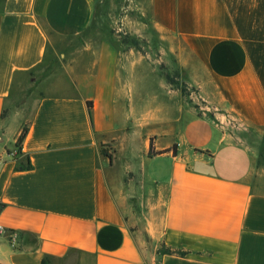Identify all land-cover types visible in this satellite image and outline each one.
I'll return each mask as SVG.
<instances>
[{"label":"crops","instance_id":"1","mask_svg":"<svg viewBox=\"0 0 264 264\" xmlns=\"http://www.w3.org/2000/svg\"><path fill=\"white\" fill-rule=\"evenodd\" d=\"M0 219V264H264V0H0Z\"/></svg>","mask_w":264,"mask_h":264},{"label":"rangeland","instance_id":"2","mask_svg":"<svg viewBox=\"0 0 264 264\" xmlns=\"http://www.w3.org/2000/svg\"><path fill=\"white\" fill-rule=\"evenodd\" d=\"M124 39L128 40L130 42H133L135 44H137L138 46L142 47L143 50L145 51H149L150 56L153 58L154 61H156V65L151 68V70L148 71L149 73V79L148 81L144 82L143 84L146 87H150L151 85L155 86L158 89V95L160 98L166 97L167 92L164 88H162L161 83L164 81V79H166V76H169V78L171 79L172 83H170L172 86H174L175 88L180 89V91H182L184 94H186V98L190 99L191 101L194 100V95L192 93V89L191 87L188 85V83L183 81V78L180 74V72H178L177 70L173 69L171 67V65L162 58V54L160 51L157 50H151L147 47L146 45V41L144 39L141 38H132L128 35H124ZM147 65L146 63H143V69H146ZM158 77V79H157ZM155 79L158 80L155 81ZM156 83H158V85L156 86ZM148 166L150 165V163L148 162L147 164Z\"/></svg>","mask_w":264,"mask_h":264},{"label":"trees","instance_id":"3","mask_svg":"<svg viewBox=\"0 0 264 264\" xmlns=\"http://www.w3.org/2000/svg\"><path fill=\"white\" fill-rule=\"evenodd\" d=\"M166 78H167L168 82L172 83V81H171V79L169 78V76H166ZM27 130H28V127L25 126L24 129H23V131H22V133L20 134V136H19L18 139H17V142H16L17 145H20V144L22 143V141L24 140V137H25V135H26V133H27ZM151 154H153V153L150 151V155H151ZM108 155H109L110 157H112L111 154L108 153ZM164 250H166L167 252L169 251V249H164Z\"/></svg>","mask_w":264,"mask_h":264},{"label":"built area","instance_id":"4","mask_svg":"<svg viewBox=\"0 0 264 264\" xmlns=\"http://www.w3.org/2000/svg\"><path fill=\"white\" fill-rule=\"evenodd\" d=\"M5 230H6V228H5V226L3 225V223H2V221L0 219V234L4 233ZM16 235H17V233L16 232H13L12 233V239L15 240L17 238Z\"/></svg>","mask_w":264,"mask_h":264}]
</instances>
